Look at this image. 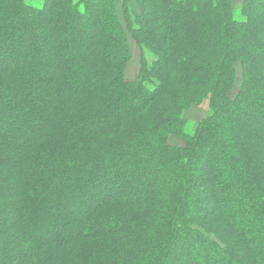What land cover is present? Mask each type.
I'll list each match as a JSON object with an SVG mask.
<instances>
[{"label":"trees","instance_id":"obj_1","mask_svg":"<svg viewBox=\"0 0 264 264\" xmlns=\"http://www.w3.org/2000/svg\"><path fill=\"white\" fill-rule=\"evenodd\" d=\"M135 2L0 0V264H264V0Z\"/></svg>","mask_w":264,"mask_h":264},{"label":"rangeland","instance_id":"obj_2","mask_svg":"<svg viewBox=\"0 0 264 264\" xmlns=\"http://www.w3.org/2000/svg\"><path fill=\"white\" fill-rule=\"evenodd\" d=\"M29 2L35 6H38L41 4V0H29ZM242 0H233V5L235 8H237ZM117 5H118V10L121 19L122 18V13H121V5H120V0H117ZM130 8L132 11L133 15H138L140 12V7L136 4L135 0H130ZM128 41H129V46H130V53H131V59L128 62L126 68H125V79L126 80H133L135 79L137 72L139 71V49L136 46V43L132 40L130 35L128 34ZM233 94V92L231 93ZM205 106L200 105L197 107H191L184 113V117L188 120L189 123L191 124H196L204 115L205 113ZM170 144H176V145H181L182 142L176 138V137H170L169 141Z\"/></svg>","mask_w":264,"mask_h":264}]
</instances>
